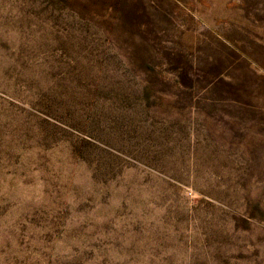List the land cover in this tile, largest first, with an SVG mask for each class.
Wrapping results in <instances>:
<instances>
[{"label":"rangeland","instance_id":"rangeland-1","mask_svg":"<svg viewBox=\"0 0 264 264\" xmlns=\"http://www.w3.org/2000/svg\"><path fill=\"white\" fill-rule=\"evenodd\" d=\"M0 264H264V0H0Z\"/></svg>","mask_w":264,"mask_h":264}]
</instances>
